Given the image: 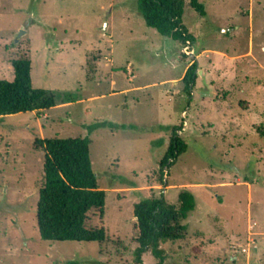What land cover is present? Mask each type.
I'll return each instance as SVG.
<instances>
[{
    "label": "rangeland",
    "instance_id": "obj_1",
    "mask_svg": "<svg viewBox=\"0 0 264 264\" xmlns=\"http://www.w3.org/2000/svg\"><path fill=\"white\" fill-rule=\"evenodd\" d=\"M198 1L204 17L185 1L195 40L182 46L145 24L138 0H0V80L28 58L56 102L0 117V264H137L134 206L182 191L196 208L184 239L160 243L164 264H264V0ZM102 123L133 128L90 130ZM175 129L187 151L161 170ZM53 138L91 141L103 244L40 237L36 141ZM141 261L157 263L151 250Z\"/></svg>",
    "mask_w": 264,
    "mask_h": 264
},
{
    "label": "trees",
    "instance_id": "obj_2",
    "mask_svg": "<svg viewBox=\"0 0 264 264\" xmlns=\"http://www.w3.org/2000/svg\"><path fill=\"white\" fill-rule=\"evenodd\" d=\"M186 0H138V10L145 24L165 38L182 46L194 43L182 23ZM191 8L201 17L206 15L198 0H190ZM14 80H0V117L28 112H43L56 106L51 91L34 88L31 61L20 58L12 62ZM197 63L187 69L183 78L189 91L195 81ZM109 127L112 131L133 128L102 123L90 127L95 130ZM90 139L37 140L36 147L45 152L44 184L39 189L37 225L41 239L49 242H97L107 239L104 228L90 223V214L104 215L105 192L98 187L90 157ZM187 151V145L174 130L169 147L161 161V170L177 161ZM196 208L194 197L182 191L177 204H169L163 196L148 198L134 206L137 222L136 262L151 250L156 264H164L161 242L184 239L187 227L183 224ZM64 264H84L68 261Z\"/></svg>",
    "mask_w": 264,
    "mask_h": 264
},
{
    "label": "crops",
    "instance_id": "obj_3",
    "mask_svg": "<svg viewBox=\"0 0 264 264\" xmlns=\"http://www.w3.org/2000/svg\"><path fill=\"white\" fill-rule=\"evenodd\" d=\"M169 188V187H168Z\"/></svg>",
    "mask_w": 264,
    "mask_h": 264
}]
</instances>
